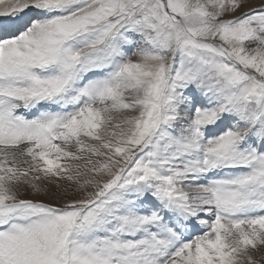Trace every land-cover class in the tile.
<instances>
[{
    "label": "snow or ice",
    "instance_id": "snow-or-ice-1",
    "mask_svg": "<svg viewBox=\"0 0 264 264\" xmlns=\"http://www.w3.org/2000/svg\"><path fill=\"white\" fill-rule=\"evenodd\" d=\"M0 264H264V0H0Z\"/></svg>",
    "mask_w": 264,
    "mask_h": 264
}]
</instances>
